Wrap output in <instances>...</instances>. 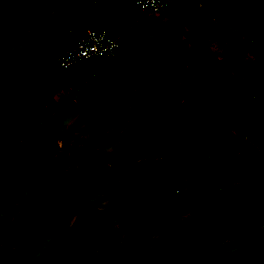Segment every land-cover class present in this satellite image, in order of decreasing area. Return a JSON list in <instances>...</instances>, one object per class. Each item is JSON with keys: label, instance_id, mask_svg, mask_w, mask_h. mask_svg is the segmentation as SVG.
I'll list each match as a JSON object with an SVG mask.
<instances>
[{"label": "rangeland", "instance_id": "rangeland-1", "mask_svg": "<svg viewBox=\"0 0 264 264\" xmlns=\"http://www.w3.org/2000/svg\"><path fill=\"white\" fill-rule=\"evenodd\" d=\"M113 6L114 0H0V25L7 28L0 69L12 72L9 78L4 73L0 82V102L14 98L11 110L15 118L33 115L25 94L18 92L21 85L36 77L50 90L64 72L57 63L58 52L73 42L77 29L98 23L89 18L99 13L98 7ZM182 7L186 11L179 18ZM170 11L174 12L168 14L172 22L149 25L150 29H144L149 30L148 37L140 38L143 47L148 46L168 24L163 40L146 57L147 89L140 94L139 85L132 84L116 101L118 111L113 113L104 98L96 100L102 114L110 116L106 128L115 137L93 142L91 152L97 155L93 160L86 162L81 151L90 139L76 137L91 129L88 122L80 121L85 115L80 103L89 105L94 86L81 90V83L70 85L66 100L48 107L46 123L57 132V147L52 151L30 126L16 132L14 155L6 162L14 182H0V255L11 250L0 264H55L66 247L91 235L99 239L75 264H170L174 256L183 260L203 237L210 238L211 246L204 264H250V256L264 258L260 239L250 242L254 237L245 240L240 232L215 241L210 232L213 227L227 232L236 222L243 224L264 215L258 191L247 188L234 165L244 141L264 122V57L260 55L261 51L264 55V0H179ZM24 18L28 19L25 24ZM137 23H126L128 32L121 51L136 45ZM226 48L234 50L230 58L232 61L233 55L237 64L229 63ZM26 50L31 53L23 56ZM243 59L247 62L240 64ZM102 70L105 79L99 85L105 96L116 91L122 82L120 72L129 73L131 67L107 60ZM98 74L99 67L86 72L88 77ZM224 93L235 102L232 114L211 108V96ZM27 95L35 97L34 90ZM194 102L202 113L229 125L219 131V140L198 154V141L180 143L169 125L171 113ZM193 120L189 117L191 123ZM10 122L1 114L0 130L5 132ZM255 144L264 155V128ZM255 172L253 181L264 182L263 160ZM55 184L61 188L50 194ZM193 189L208 196L178 203L182 217L192 218L198 211L201 219L200 227L182 235L180 247L169 250L167 232L160 230L151 213L139 218L135 230L123 229L121 238L109 236L121 228L118 217L123 209L158 203L169 206L176 195ZM74 200L86 201L92 215L70 216L60 234H50L52 223L45 218L36 231L42 209L55 210ZM38 236L41 240L34 245ZM256 241L254 250H242Z\"/></svg>", "mask_w": 264, "mask_h": 264}, {"label": "trees", "instance_id": "trees-1", "mask_svg": "<svg viewBox=\"0 0 264 264\" xmlns=\"http://www.w3.org/2000/svg\"><path fill=\"white\" fill-rule=\"evenodd\" d=\"M94 0H82V2L92 3ZM119 0H114L115 11L117 12V5ZM130 1V0H129ZM132 4V3H131ZM211 5V4H210ZM208 6H205V9ZM173 8V6L171 7ZM137 9V8H136ZM139 13L141 11L137 9ZM185 8H181L180 14H177V17L184 15ZM120 15H116L115 18H118ZM179 17V18H180ZM28 21V19H23V24ZM99 25L105 26L107 29H111V24L101 23ZM114 25V24H113ZM168 24L163 26V29L159 32L158 40L152 39V44L145 45L140 43V38L137 41L136 45L130 47L128 52L120 51L118 56L113 59L97 58L90 61H86L76 65L74 68L64 71L60 81L53 85L50 90L44 89L37 81L36 77L30 78L28 81L24 82L19 88L18 92L25 94V99L27 100L30 107H32V117L27 118L25 116H17L11 110V104L14 103V98L6 97L5 101L0 102V116L2 114L3 119L6 121L11 120L9 127L5 132L0 130V182L11 184L14 182V179L11 174V168L6 166V162L10 159L14 153L12 152V146L15 140V134L23 126H30L34 133L39 135L41 138L45 139L48 145L49 150H53L57 147V132L53 130L50 124H47V115L49 113L48 107L55 102H63L66 100V92L69 89L70 85H75L76 87L82 84L81 90H85L90 86L95 88L92 90V95L88 97L89 105L86 107V102L81 101L80 107L85 111V115L81 117L80 121H86L91 125L89 131L84 132L83 134L78 135L76 138L80 139H90V142H87L82 146L81 151L86 155V162L93 160L97 155L94 152H91L92 144L95 140L109 141L115 137V134L109 132L106 128L107 120L109 115H103L99 109V106L96 102L98 97H102L106 100L107 105H109V113L118 111L116 101L120 98H123L126 93L129 92V89L132 84L139 85V93L141 94L149 86V76H148V64L146 62V57L153 47L163 40L165 34V29ZM7 28L5 25H0V49L4 48L6 45V34ZM78 30V29H77ZM75 31V35L78 34V31ZM80 33V32H79ZM226 36V31H224ZM124 41V40H123ZM72 43H70V47ZM185 46V45H184ZM228 47V46H227ZM124 45H122V50ZM142 48V49H141ZM139 49H141L139 51ZM228 61L231 64H237L236 60L231 61L230 55L234 52L233 49H227ZM30 50H26L23 56L30 54ZM260 55L264 57L263 51L260 52ZM23 56H20V62ZM107 60H114L122 65H127L131 67L129 73L121 71L122 82L117 86L116 91H111L110 94L101 92V87L99 82L101 79H105V73L102 70V65H104ZM246 62V60H242ZM95 65V66H94ZM101 71V74L98 75H86L87 70L90 68H98ZM135 67H137L135 69ZM5 69H0V82L4 73H7L5 76L9 78L12 72H4ZM33 89L35 92V97L27 95L28 90ZM221 88L217 89V92H220ZM82 94V93H81ZM82 100V97H79ZM51 107V106H50ZM211 108L218 109L223 108L227 114H232L235 108V102L230 97L228 93H224L221 96L214 94L211 96ZM96 112V115H93L91 112ZM193 117V123L189 121V117ZM114 121V119L112 120ZM231 121L230 126L232 125ZM52 126L55 124L53 120L50 121ZM46 123V124H45ZM169 125L177 137L178 141L182 144H187L191 139H196L199 143V148L197 154L209 149L212 143L219 140L220 134L219 131L223 128H227L229 125L227 123H221L216 119L212 118L211 115L202 113L200 108H198L197 103H191L183 105L178 110L170 114ZM264 128V122L253 131V136L250 140H246L243 143V149L236 156L234 161L235 167L240 170L239 176L243 178L245 185L248 189L258 191L259 205L263 208L264 206V182L253 181L255 177V171L259 166L260 160L264 161L263 151L257 147L255 144V138L258 133ZM102 131L100 133L99 131ZM119 138V137H117ZM159 140L157 137L153 144ZM129 144V143H128ZM77 151V149H74ZM55 157V155H54ZM18 159V156H16ZM20 160V159H19ZM68 177V173H65ZM61 184V183H60ZM61 188V185L55 184V187L49 190L50 194H54L57 189ZM208 196L205 192H199L196 189H193L190 193L184 195H176L169 206L158 203V204H145L142 206H133L129 209H123L118 217V222L121 225V228L111 232L109 236L116 235V237L121 238L123 229L135 230L137 221L140 220L144 214L151 213L155 222L157 223L160 230H166V239L165 241L168 244L169 250L173 248L180 247V243L183 241L182 235H187L190 229H195L200 227L201 219L199 218L198 211L196 215L192 218H185L179 214L178 203L185 201L189 198H206ZM238 198L234 197L233 200ZM86 201H72L71 203L65 205L64 207H58L55 210L51 209H42L39 212L37 217V227L44 223V219L50 220L52 223V228L50 234L62 233L68 224V219L74 214L81 216H91L92 211L86 205ZM60 214L62 218L59 219ZM261 218H264L262 215ZM262 221L260 220L259 223ZM258 223L253 224L256 226ZM250 224L248 221H244L243 224L235 223L227 232L213 227L210 232L212 233V239L215 241L219 238L225 239L229 238L234 233H243L247 237H253L252 233H249ZM99 239L97 235H91L87 237L80 238L79 241L74 242L65 248L60 257L57 259L55 264H75L81 260V258L89 254L93 249V243ZM41 238L38 236L34 245L40 242ZM210 238L203 237L197 241V243L189 250V253L185 256L183 260L179 257L174 256L170 264H204L206 261V254L210 249ZM8 248L4 253L0 255V262L4 261L10 253ZM130 264H135L130 263ZM146 264H154L152 262H147Z\"/></svg>", "mask_w": 264, "mask_h": 264}, {"label": "built area", "instance_id": "built-area-1", "mask_svg": "<svg viewBox=\"0 0 264 264\" xmlns=\"http://www.w3.org/2000/svg\"><path fill=\"white\" fill-rule=\"evenodd\" d=\"M179 0H130L141 11V16H160L170 11ZM70 33H74L70 29ZM123 34L115 35L103 25L93 24L75 35L72 46L58 52L57 63L61 71L97 58L113 59L122 49Z\"/></svg>", "mask_w": 264, "mask_h": 264}, {"label": "crops", "instance_id": "crops-1", "mask_svg": "<svg viewBox=\"0 0 264 264\" xmlns=\"http://www.w3.org/2000/svg\"><path fill=\"white\" fill-rule=\"evenodd\" d=\"M208 1L209 0H206V2H208ZM115 7L116 6H113V8L110 7L109 9H105V7H98L99 13L96 15L92 14V16L89 18L94 17L96 20H98V23H94V24L109 23V24H111L110 31L113 34H115V35L123 34L125 36H127L126 34L128 32L127 27H126V23H128L129 20H130V24L131 23L135 24L136 22H138L137 24H138L139 30L137 31V33L139 34L138 37L141 39L143 37H145V38L148 37V35H149L148 31L149 30H144V29L149 27V25L150 26H152V25L156 26L159 23H170V22H172V20L168 16V14H174L173 11H169L168 13L160 15V16H150L149 15V16L142 17L141 13H139L137 11L136 7H134L129 0H119L118 5H117V12L115 11ZM116 15H120V16L118 18H115ZM90 25H93V24H90ZM83 29L84 28H82L81 30H83ZM147 29H150V27ZM79 32H78V34H79ZM140 43H141V40H140ZM191 45L193 47L194 43ZM67 47H70V44H68L62 50L66 49ZM261 217L262 216H260L258 219H255L253 221L248 220V219H246L245 221H248L250 224L249 233H252L254 235L253 236L254 238L252 240H248V241L255 242L254 241L255 239H257V240L260 239L264 245V218H261ZM260 220L262 221L261 223H259ZM255 223H258V224L256 226H252ZM261 227H262V229H261ZM255 229H261V230L257 232V231H254ZM243 237L246 240L247 236L243 235ZM249 238H251V236ZM255 247H257V241L252 246L243 247L242 250L250 252V251L254 250ZM249 260L251 261L250 264H264V258L263 259H261V258L260 259L259 258L254 259V257L250 256ZM261 260H263V261L261 262Z\"/></svg>", "mask_w": 264, "mask_h": 264}, {"label": "water", "instance_id": "water-1", "mask_svg": "<svg viewBox=\"0 0 264 264\" xmlns=\"http://www.w3.org/2000/svg\"><path fill=\"white\" fill-rule=\"evenodd\" d=\"M228 37H229V35H228ZM232 61H234V57H233V55H232ZM246 65V63H244L242 66L244 67ZM242 67V68H243Z\"/></svg>", "mask_w": 264, "mask_h": 264}, {"label": "flooded vegetation", "instance_id": "flooded-vegetation-1", "mask_svg": "<svg viewBox=\"0 0 264 264\" xmlns=\"http://www.w3.org/2000/svg\"><path fill=\"white\" fill-rule=\"evenodd\" d=\"M249 61V60H248ZM246 62H247V60H246ZM249 63H251L250 61H249Z\"/></svg>", "mask_w": 264, "mask_h": 264}]
</instances>
